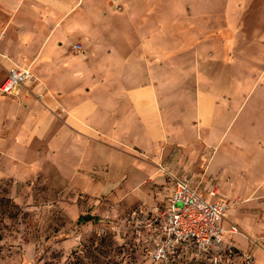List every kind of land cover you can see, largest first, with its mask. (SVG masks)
I'll list each match as a JSON object with an SVG mask.
<instances>
[{"label":"crops","instance_id":"obj_1","mask_svg":"<svg viewBox=\"0 0 264 264\" xmlns=\"http://www.w3.org/2000/svg\"><path fill=\"white\" fill-rule=\"evenodd\" d=\"M218 10L228 8L212 0H0L1 49L34 73L12 120L18 130L6 139L17 149L12 162L23 163L35 142L36 154L58 165L63 145L71 174L117 179L141 171L136 152L153 157L178 144L201 194L211 198L219 186L232 198L247 193L258 213L250 223L233 215L234 224L251 234L256 222L263 228L264 28L244 50L237 18L230 50L229 38L212 35ZM251 21L264 24V16Z\"/></svg>","mask_w":264,"mask_h":264},{"label":"rangeland","instance_id":"obj_2","mask_svg":"<svg viewBox=\"0 0 264 264\" xmlns=\"http://www.w3.org/2000/svg\"><path fill=\"white\" fill-rule=\"evenodd\" d=\"M218 2H223L228 10L211 12L212 35L229 38L230 50L237 48L234 41L238 18V33L243 35L239 40L242 49H248L254 44L252 33L264 28V24L251 21L264 16V0H212L217 7ZM237 5L243 9H236ZM2 34L5 35L0 40V89L9 70L18 66L13 64V55L1 49L8 34L7 29L0 27ZM185 60L189 67L191 61ZM28 83L17 97L4 95L0 90V264H159L152 256L155 220L169 205L175 190L174 179L188 175L179 145L163 144L153 157L136 152L134 167L141 171L117 179H101L92 170L71 174L64 152L67 146L63 145L56 152L58 165L45 153L37 155L35 142L19 156L23 163L16 158L12 162L10 152L17 149L10 147L6 139L11 130H18L12 120L18 107L25 104L21 96H25L24 90L29 91ZM11 112L14 113L10 116ZM197 149L190 151L189 160L196 158L197 152L202 154V146ZM212 184L206 182L201 189L207 193ZM219 194L230 204L225 227L236 225L239 229L235 234L224 233V239L233 241L235 248L220 264H264V227L256 222V231L251 234L241 223L234 224L232 217L240 216L247 222L258 213L249 204L250 195L232 198L230 193L220 190ZM167 264L219 263L187 248L180 249Z\"/></svg>","mask_w":264,"mask_h":264},{"label":"built area","instance_id":"obj_3","mask_svg":"<svg viewBox=\"0 0 264 264\" xmlns=\"http://www.w3.org/2000/svg\"><path fill=\"white\" fill-rule=\"evenodd\" d=\"M4 35H0V40ZM72 47L76 52L84 51L82 44L75 43ZM33 80L31 68L14 66L0 90L4 95L18 96L21 88ZM174 180L175 190L169 205L155 220L154 261L167 264L180 249L190 248L220 264L235 248L233 241L224 239V233L239 231L236 225L225 227L224 221L230 209L228 200L221 198L216 188L209 191L211 198L205 197L188 175ZM249 260L254 263L253 257L249 256Z\"/></svg>","mask_w":264,"mask_h":264},{"label":"bare ground","instance_id":"obj_4","mask_svg":"<svg viewBox=\"0 0 264 264\" xmlns=\"http://www.w3.org/2000/svg\"><path fill=\"white\" fill-rule=\"evenodd\" d=\"M231 214V213H230Z\"/></svg>","mask_w":264,"mask_h":264}]
</instances>
